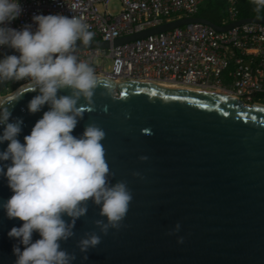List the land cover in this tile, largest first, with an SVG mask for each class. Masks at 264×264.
Instances as JSON below:
<instances>
[{
    "label": "water",
    "instance_id": "1",
    "mask_svg": "<svg viewBox=\"0 0 264 264\" xmlns=\"http://www.w3.org/2000/svg\"><path fill=\"white\" fill-rule=\"evenodd\" d=\"M194 22L225 32L247 23L264 24V17L225 26L202 17L179 18L117 39L114 46ZM77 46L111 47L103 41ZM6 55L19 53L6 47L0 59ZM97 77L95 111H88L81 99L78 106L84 107V116L72 134L79 137L89 123L104 130L110 182H126L133 199L122 226L109 229L107 235L95 225L96 220L106 223V217L88 202L87 214L76 221L75 235L61 242L62 249L75 255L72 264H264V105ZM12 82H0V108L11 112L10 123L22 120L17 139L24 143L49 106L30 113L28 103L38 89L30 83L5 94ZM4 127L0 125V135ZM7 145L0 143V152ZM10 163L0 161V165ZM12 195L7 178L0 174V264H15L13 247L21 251L24 247L8 236L13 227L22 226L18 218L9 219L2 206ZM90 232L99 235L101 243L81 253L77 242ZM180 238L183 242H178ZM37 239L39 234L33 233V242Z\"/></svg>",
    "mask_w": 264,
    "mask_h": 264
},
{
    "label": "clouds",
    "instance_id": "2",
    "mask_svg": "<svg viewBox=\"0 0 264 264\" xmlns=\"http://www.w3.org/2000/svg\"><path fill=\"white\" fill-rule=\"evenodd\" d=\"M252 3L256 12L264 10V0ZM21 12L18 0H0V47L19 53L0 59V82L28 81L39 92L28 103V111L39 112L45 104L49 110L21 143L17 137L22 120L10 123L11 112L0 108V125L5 126L0 143L8 142L7 149L0 152V161H11L0 165V174L13 192L2 206L9 219L22 221L8 236L24 246L22 251L13 247L15 264H72L76 257L62 249L61 242L75 235L76 221L87 214L88 202L106 217V223L96 220L95 225L107 235L109 229L122 226L133 196L126 182H110L112 173L102 144L104 130L89 123L79 137L72 134L84 116L79 101L83 99L88 111H95L98 77L90 63L75 54L78 42L90 45L94 33L81 18L59 14L35 15V31L30 26L21 30L7 27ZM61 91L69 94L58 95ZM179 229L176 224L174 231ZM33 233L40 239L33 242ZM178 242H183L182 238ZM100 243L101 237L90 232L77 247L87 253Z\"/></svg>",
    "mask_w": 264,
    "mask_h": 264
},
{
    "label": "built area",
    "instance_id": "3",
    "mask_svg": "<svg viewBox=\"0 0 264 264\" xmlns=\"http://www.w3.org/2000/svg\"><path fill=\"white\" fill-rule=\"evenodd\" d=\"M112 1L18 0L21 15L7 27L30 26L35 31V15L76 16L89 25L92 41L111 45L109 49H76L77 57L90 63L97 76L219 91L248 105H264V24L247 23L224 32L194 22L114 46L117 39L175 19L197 17L206 0H117L120 7L111 10ZM227 1L230 24L238 20L239 0ZM5 48L0 47V53ZM97 59L102 65L96 64ZM106 60L112 63L110 72L103 67ZM26 84L30 83H11L15 90Z\"/></svg>",
    "mask_w": 264,
    "mask_h": 264
},
{
    "label": "trees",
    "instance_id": "4",
    "mask_svg": "<svg viewBox=\"0 0 264 264\" xmlns=\"http://www.w3.org/2000/svg\"><path fill=\"white\" fill-rule=\"evenodd\" d=\"M236 19L263 18L264 10L255 11L252 0H239ZM197 17L207 18L218 26L227 25L229 20V5L227 0H206L200 7Z\"/></svg>",
    "mask_w": 264,
    "mask_h": 264
},
{
    "label": "rangeland",
    "instance_id": "5",
    "mask_svg": "<svg viewBox=\"0 0 264 264\" xmlns=\"http://www.w3.org/2000/svg\"><path fill=\"white\" fill-rule=\"evenodd\" d=\"M119 7H120V4H119V1H117V0L112 1V2L110 3V5H109V8H110L111 10H114L115 8H119ZM96 64H98V65H102L101 60H100V59H97ZM103 67H104V69H105L106 71L110 72V71H111V67H112V63H111V61H110V60H106L105 63H104V65H103ZM13 88H14V87H13L12 85H10V86L8 87V89H7L4 93L7 94V93H11V92L15 91V89H13Z\"/></svg>",
    "mask_w": 264,
    "mask_h": 264
},
{
    "label": "bare ground",
    "instance_id": "6",
    "mask_svg": "<svg viewBox=\"0 0 264 264\" xmlns=\"http://www.w3.org/2000/svg\"><path fill=\"white\" fill-rule=\"evenodd\" d=\"M144 83H148V82H144ZM148 84H156V85L164 86V87H168V88H178V87H172V86H167V85H161L158 83H148ZM187 90H192V89H187ZM192 91H194V90H192ZM195 92L210 93V94H216V95H225L224 93L219 92V91L218 92H210V91H206V90H195Z\"/></svg>",
    "mask_w": 264,
    "mask_h": 264
},
{
    "label": "flooded vegetation",
    "instance_id": "7",
    "mask_svg": "<svg viewBox=\"0 0 264 264\" xmlns=\"http://www.w3.org/2000/svg\"><path fill=\"white\" fill-rule=\"evenodd\" d=\"M10 85H11V84H9L8 87H9ZM8 87H7V88H8Z\"/></svg>",
    "mask_w": 264,
    "mask_h": 264
}]
</instances>
